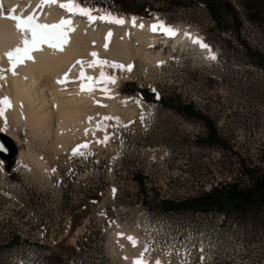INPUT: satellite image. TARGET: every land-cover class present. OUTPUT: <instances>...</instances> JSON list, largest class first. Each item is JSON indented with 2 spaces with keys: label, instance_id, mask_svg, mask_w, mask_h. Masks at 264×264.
<instances>
[{
  "label": "rangeland",
  "instance_id": "rangeland-1",
  "mask_svg": "<svg viewBox=\"0 0 264 264\" xmlns=\"http://www.w3.org/2000/svg\"><path fill=\"white\" fill-rule=\"evenodd\" d=\"M139 1L147 14L111 0L82 3L146 26L196 27L218 62L101 52L125 68H101L115 83H99L83 126L65 139L6 109L0 133L17 155L10 171L0 156V264H264V208L224 214L160 206L225 183L246 188L247 169H264V66L254 62L264 56V0ZM161 97L209 117L225 146L206 144L205 122L162 109ZM84 143V155H73ZM136 173L145 176L142 185ZM13 234L20 242L6 245Z\"/></svg>",
  "mask_w": 264,
  "mask_h": 264
},
{
  "label": "bare ground",
  "instance_id": "bare-ground-1",
  "mask_svg": "<svg viewBox=\"0 0 264 264\" xmlns=\"http://www.w3.org/2000/svg\"><path fill=\"white\" fill-rule=\"evenodd\" d=\"M7 2L8 7L3 12L0 10V69L10 67L5 53L21 42V33L16 30L12 19L5 18L7 14L22 16L32 14L40 23L53 24L62 18L63 13L58 4L44 3L43 0H33L28 6L11 0ZM61 2L62 0H58V3ZM12 9H15V12L9 13L8 10ZM91 16L95 19L65 14L64 17L71 19L75 31L67 33L68 43L64 45L63 51L43 45L42 51L31 53L34 61L26 60L17 66L15 74L11 71L0 73L5 77L0 79V98H10L11 107L8 110L36 131L47 135L55 133L58 139H65L73 128L83 126V121L88 115L87 105L90 102L94 103L100 85L96 84L95 90L91 92L81 91L82 81L79 79L81 65L76 61H84L83 70L86 77L99 79L102 67L89 66V62L93 60L90 55L92 52L98 53L100 60H102L101 52L110 51L119 52L127 58L139 54L153 62L182 53H189L196 58L202 56L205 59L206 57L211 59L210 55H214L215 58L218 56V52L204 40V36L197 28L185 23L170 25L173 33H177L171 47H163L162 44L154 47L155 44L151 39L157 36L160 24H153L157 26V30L153 31V25L146 26L129 18H118L112 13L100 14L92 10ZM101 16L108 18L99 19L98 17ZM112 18L122 19L124 22L118 24ZM109 32L112 35L107 41L111 40L114 46L112 48L107 46L109 49L106 50L105 37ZM197 39L207 44L208 49L193 42ZM65 73L68 74L67 80L58 82L63 79ZM83 83L90 82L85 79ZM109 106L112 110L117 108L113 105Z\"/></svg>",
  "mask_w": 264,
  "mask_h": 264
},
{
  "label": "snow or ice",
  "instance_id": "snow-or-ice-1",
  "mask_svg": "<svg viewBox=\"0 0 264 264\" xmlns=\"http://www.w3.org/2000/svg\"><path fill=\"white\" fill-rule=\"evenodd\" d=\"M44 3H50V4H58V6L61 9H64L68 13L71 14H78L82 16L88 17L90 20L95 19L91 16V9L84 7L82 0H66L64 3H58V0H43ZM9 13H14L15 9L8 10ZM5 18L12 19L15 22V28L18 32L21 33V42L19 45H17L14 49H11L5 53V56L7 57L9 61L10 67L8 69H0V73H3L5 71H11L13 74H15V69L20 64L24 63L26 60H32L34 61V57L31 55L34 51H42L43 45H47L50 48H53L55 50L63 51V47L66 43H68V35L67 33L69 31H75V29L72 27V21L70 18H61L58 22L53 24H47V23H40L35 17V15L29 14L27 16L22 15H16V14H7ZM99 19H107V16H101L98 17ZM115 23L122 24L124 21L122 19H116L112 18ZM141 27H143L141 25ZM159 27L163 28L164 26L161 24ZM152 30L156 31L157 26L153 25ZM165 32L167 34H174L173 30L170 28H164ZM111 32H109L105 40H109L111 37ZM194 43H197L200 45V47L208 49V45L204 44L200 40H193ZM105 49L107 50V43L105 44ZM90 55L93 57V60L89 62L90 67H96L101 66L103 69V66H110L114 68H120L124 69L125 66L120 65L115 62H108L105 60H100L98 58V53L92 52ZM211 59H215L214 55H210ZM77 64L81 65V71L79 74V79L82 81L81 83V91H93L95 90V85L101 83L102 81L108 82V83H115V77L108 76L103 70H101V74L99 79L92 78V77H86L85 72L83 70L84 61L77 60ZM128 71L131 70V66H127ZM5 78L2 75H0V79ZM68 78V74L65 73V76L61 81L58 82H64ZM88 80L90 83L85 84L83 83L84 80ZM105 92H107V89H103ZM11 107V100L8 97H2L0 98V117L5 116L6 109ZM91 120V118H89ZM104 119H112L111 117H105ZM5 125L7 124V120L5 118L4 120ZM99 128H103V124L97 125ZM109 137L106 135L103 141H98L100 143H106ZM88 148V144L84 143L81 145H78L76 148L73 149V155H84V152L81 151V149ZM3 150V145H0V151ZM115 191V190H114ZM122 235V234H121ZM128 239L133 240V238L129 237ZM133 243L135 241L133 240ZM134 264H143L142 260H137L134 262ZM159 264V262H157Z\"/></svg>",
  "mask_w": 264,
  "mask_h": 264
},
{
  "label": "trees",
  "instance_id": "trees-1",
  "mask_svg": "<svg viewBox=\"0 0 264 264\" xmlns=\"http://www.w3.org/2000/svg\"><path fill=\"white\" fill-rule=\"evenodd\" d=\"M111 1L121 4L123 9L126 11L147 14V11L143 7L144 3L139 0ZM206 4L207 6L212 7V4ZM254 62L259 66H264V56L262 54L255 55ZM141 92H143V90ZM158 101L164 104L180 105L170 97H161ZM180 107H182L181 111H183L187 116L200 119L210 127V118L202 114V112L196 110L193 105H182ZM204 142L206 144H218L225 146L221 132L217 128L215 129L214 134L209 133L206 137H204ZM246 173L247 176H250L253 180L252 184L246 188L240 187L237 183H225L224 185L212 188L210 191L205 192L202 195L188 197L184 200L177 201L169 198L163 199L160 201V206L165 211L193 210L204 212L206 210H214L216 212L220 211L224 214H230L232 210L242 211L246 208H264V169L250 167L247 169ZM134 177L140 185L143 184L145 176L136 173ZM20 240V235L13 234L9 241H3L6 242V245H14L18 244Z\"/></svg>",
  "mask_w": 264,
  "mask_h": 264
},
{
  "label": "water",
  "instance_id": "water-1",
  "mask_svg": "<svg viewBox=\"0 0 264 264\" xmlns=\"http://www.w3.org/2000/svg\"><path fill=\"white\" fill-rule=\"evenodd\" d=\"M0 139H2L0 140V145H3V150L0 151V156L5 161V169L7 171H10L11 166L15 160V156L17 155V147L11 141V139L3 133H0Z\"/></svg>",
  "mask_w": 264,
  "mask_h": 264
},
{
  "label": "flooded vegetation",
  "instance_id": "flooded-vegetation-1",
  "mask_svg": "<svg viewBox=\"0 0 264 264\" xmlns=\"http://www.w3.org/2000/svg\"><path fill=\"white\" fill-rule=\"evenodd\" d=\"M180 106H182V105H178V104H164V103L161 104V108L162 109H171V110L179 111L180 113L185 114L183 111H181L182 107H180ZM215 129H216L215 128V123L211 120L210 127L207 126V130H208L207 131V135L209 133L214 134L215 133Z\"/></svg>",
  "mask_w": 264,
  "mask_h": 264
}]
</instances>
